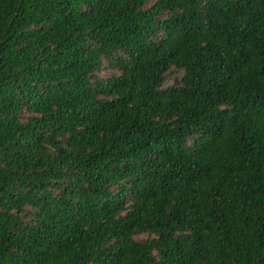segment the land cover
<instances>
[{
	"label": "trees",
	"instance_id": "trees-1",
	"mask_svg": "<svg viewBox=\"0 0 264 264\" xmlns=\"http://www.w3.org/2000/svg\"><path fill=\"white\" fill-rule=\"evenodd\" d=\"M0 264H264V0H0Z\"/></svg>",
	"mask_w": 264,
	"mask_h": 264
},
{
	"label": "rangeland",
	"instance_id": "rangeland-1",
	"mask_svg": "<svg viewBox=\"0 0 264 264\" xmlns=\"http://www.w3.org/2000/svg\"><path fill=\"white\" fill-rule=\"evenodd\" d=\"M102 74H104V75H108L107 73H106V71H104ZM177 75V73H174L173 74V76H169L168 77V81H167V83L168 84H173L174 83V77ZM96 76V74L94 75V77ZM179 78V77H178Z\"/></svg>",
	"mask_w": 264,
	"mask_h": 264
}]
</instances>
